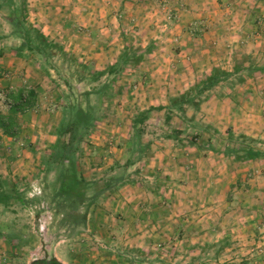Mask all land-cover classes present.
I'll use <instances>...</instances> for the list:
<instances>
[{"label": "rangeland", "instance_id": "obj_1", "mask_svg": "<svg viewBox=\"0 0 264 264\" xmlns=\"http://www.w3.org/2000/svg\"><path fill=\"white\" fill-rule=\"evenodd\" d=\"M1 53L0 264H264V0H0Z\"/></svg>", "mask_w": 264, "mask_h": 264}, {"label": "crops", "instance_id": "obj_2", "mask_svg": "<svg viewBox=\"0 0 264 264\" xmlns=\"http://www.w3.org/2000/svg\"><path fill=\"white\" fill-rule=\"evenodd\" d=\"M14 22L13 23H16V25L17 26H20V27H22V29L24 30V29H26L25 28V26H24V24H23V22L21 23V25L17 22V21H15V20H13ZM238 28H240V25L238 26ZM25 33V32H24ZM24 33H22V32H20V33H18L16 36H17V38H24L25 37V35L26 34H28V33H26V34H24ZM24 40V42H25V45H19V46H17V47H19V49H17V48H9L10 49V51L12 50V52H14V53H17V52H19V51H21V53H27V54H36V55H34V59H37V57H39L38 59H40L41 57H45L46 58V56H44V55H42V53H45L46 52V47H44V45L43 46H39L40 48L39 49H35V46L36 45H38V44H36V45H34V44H32V45H28L27 44V42H26V40L25 39H23ZM31 48H33V50L34 51H31ZM2 52V51H1ZM1 56H0V71L1 70H7V69H9V67H12V68H14V66H11V64H14V63H19V61L18 60H14L13 62H10L9 61V58L7 57H5V54H0ZM28 55V56H29ZM49 55V54H48ZM237 59H240V57H239V55H237ZM49 58L50 59H52V58H54V55L53 54H50L49 55ZM15 59V58H14ZM239 61V60H238ZM173 84H175V82H173ZM21 88V87H20ZM20 91H25V89L23 88V90H20ZM13 93H15V94H17L16 92H13ZM4 108H6V106H3V109H2V114L0 113V115H2V116H5V115H8L9 114V112L10 111H8L7 113H6V111H5V109ZM10 110V109H9ZM4 111V112H3ZM20 114H24V113H20ZM26 114V113H25ZM22 116V115H21ZM25 116L26 115H23V117L25 118ZM20 125V124H19ZM25 127V124H22V126H21V128H24ZM45 128H47V127H45ZM51 128H53V127H51ZM19 129H20V127H19ZM14 141H17V139L15 138V137H10V136H7L6 134H4V132H3V130L0 128V144H1V146L0 147H11L12 145H14ZM57 141L58 140H56V139H51V142H49V138H47V137H45V140H43V146L44 147H46L45 146V143L46 144H49V143H51V144H55V146L57 145ZM26 143V142H25ZM6 144V145H5ZM54 146V147H55ZM5 148V149H6ZM28 162V161H27ZM27 162H22L19 166H24L25 164H27ZM30 163V162H29ZM2 164V162H0V165ZM9 173H10V171H9ZM1 205H0V209H1Z\"/></svg>", "mask_w": 264, "mask_h": 264}, {"label": "trees", "instance_id": "obj_3", "mask_svg": "<svg viewBox=\"0 0 264 264\" xmlns=\"http://www.w3.org/2000/svg\"><path fill=\"white\" fill-rule=\"evenodd\" d=\"M16 21V20H15ZM21 24V22H18ZM43 37V36H41ZM24 39L28 45L34 43V39L29 37L28 34L25 35ZM31 51H34L31 48ZM12 106L8 115H0V128L3 130L4 134L10 137L15 136V129L18 127V122L16 116L20 113H24L28 110L35 102L36 92L34 91H20L17 94H12ZM248 153L253 157H259V152H254L253 150L248 151ZM5 203V199L0 196V205ZM54 264H58L57 262Z\"/></svg>", "mask_w": 264, "mask_h": 264}, {"label": "built area", "instance_id": "obj_4", "mask_svg": "<svg viewBox=\"0 0 264 264\" xmlns=\"http://www.w3.org/2000/svg\"><path fill=\"white\" fill-rule=\"evenodd\" d=\"M10 107H11V104L9 103Z\"/></svg>", "mask_w": 264, "mask_h": 264}]
</instances>
